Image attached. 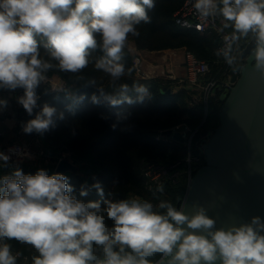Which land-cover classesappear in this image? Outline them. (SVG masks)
Masks as SVG:
<instances>
[{"label":"clouds","instance_id":"9594fccd","mask_svg":"<svg viewBox=\"0 0 264 264\" xmlns=\"http://www.w3.org/2000/svg\"><path fill=\"white\" fill-rule=\"evenodd\" d=\"M191 4L200 20L220 18L219 31L231 30L216 55L239 71L234 46L247 39L253 45L248 63L264 77V0ZM155 7L156 0H0V90L22 89L16 102L33 117L22 123V131L43 136L65 119L55 106L38 105L37 90L54 71L83 81L82 73L92 65L109 77L111 91L95 78L86 80L96 89L90 97L95 105L151 99L147 85L122 81L132 79L139 63L126 64L129 37L140 36ZM97 51L102 55L93 58ZM51 91L65 94L72 113L86 99L64 87ZM8 105L0 98V112ZM9 160L0 152V162ZM68 181L63 173L25 174L18 166L0 176V264H17L21 254L13 253V240L35 251L31 264H264V217L217 227L202 205L194 203L189 213L185 199L179 206L157 199L163 184L150 189L153 202L139 196L110 199L100 181L85 182L77 196ZM93 191L99 199L86 202Z\"/></svg>","mask_w":264,"mask_h":264},{"label":"trees","instance_id":"16d2710c","mask_svg":"<svg viewBox=\"0 0 264 264\" xmlns=\"http://www.w3.org/2000/svg\"><path fill=\"white\" fill-rule=\"evenodd\" d=\"M186 1L156 0V7L149 12L151 23L141 25L140 36L129 37V40L135 41L139 50L164 51L185 47L200 59H205L211 64L213 73L202 77V86L212 77H219L221 74L222 63L217 62L220 56L216 55L221 40L214 32L199 33L181 26L178 12ZM100 55L102 53L97 51L93 53V58H99ZM125 61L129 67L134 65V54L129 48L126 49ZM49 74L62 77L67 83L65 89L77 95L83 94L86 99L75 108L74 113L68 112L66 106L71 101L66 99L65 94L50 91L49 85H41L37 90L40 96L38 105L42 107L44 103H48L55 106L59 111L65 112V119L58 120L55 128L43 136L26 134L28 142L36 139L35 144L40 153L36 159L24 161L17 166L25 174H35L38 169H45L51 175L56 173L60 158L66 156L79 167L77 174L63 173L76 189L75 195L79 196V189L85 182L92 184L100 181L106 197L110 199L139 196L156 202L145 175L148 166L154 164L168 170L162 182L164 192L155 193V197L170 200L178 206L190 185L186 157L189 153L193 157H200L199 163L193 161V174L205 165L202 147L209 135L219 127L221 106L226 96L223 89H213L206 103L205 90L199 86H187V82L167 75L145 79L135 69L132 79L125 78L122 82L131 84L132 80H136L147 85L152 98L145 99L143 103L110 107L106 103L95 105L90 101L96 89L86 85L89 78H95L98 86L111 91L109 77L94 71L92 65L82 73L85 77L83 81L58 71ZM15 114L18 131L22 130L23 122L33 118L22 108L16 110ZM118 115L120 119L117 118ZM113 124L116 125L115 129ZM183 125L188 127L184 133V142L165 135L167 130H175ZM189 139L191 142L187 144ZM4 140L5 136L0 137V152L8 145ZM17 166L11 161L7 165L0 162V176L11 174ZM175 172L178 175L173 177ZM83 199L87 202L99 197L93 191ZM9 243L13 252L26 256L31 263V257L36 254L32 248L14 240Z\"/></svg>","mask_w":264,"mask_h":264},{"label":"water","instance_id":"95a60500","mask_svg":"<svg viewBox=\"0 0 264 264\" xmlns=\"http://www.w3.org/2000/svg\"><path fill=\"white\" fill-rule=\"evenodd\" d=\"M252 46L241 51L246 62L240 72L230 70L234 84L221 106L219 127L203 144L205 165L191 176L184 198L189 213L194 203L202 205L217 227L264 217V77L248 63ZM186 130L183 125L165 135L184 142ZM56 172L77 174L79 167L63 157Z\"/></svg>","mask_w":264,"mask_h":264},{"label":"built area","instance_id":"2783aa9c","mask_svg":"<svg viewBox=\"0 0 264 264\" xmlns=\"http://www.w3.org/2000/svg\"><path fill=\"white\" fill-rule=\"evenodd\" d=\"M179 15V23L181 26L191 28L196 30L199 33H216L221 40V43L219 45V49L224 48L226 41L224 37L226 35L230 34V29H224L223 32L219 31L221 27V21L220 18H210L207 21H202L199 19L197 14L195 13L194 9L192 8L191 0H187L185 4L183 5L182 9L178 12ZM250 43L249 40L244 39L239 41L237 46H234V52L233 54L237 56V61L239 64V67L241 68L242 65L246 62V59L243 58L242 56V50ZM185 54V66H186V72L187 75L184 77L182 82H187V86H199L203 90H205L204 94V99L205 102L208 103V99L210 94L212 93L213 89H223V91L228 94L230 91V88L233 86V82L231 81V68L222 57L219 58L217 61L219 64L222 63L221 65V74L219 77L215 76L209 79L206 83L202 84L200 86V82L202 77H205L207 75H212V66L209 62H207L205 59H200L196 54H194L192 51L188 50L185 48L184 51ZM138 61V64H135V62ZM145 58L144 56L138 51H135L134 53V64H135V69L136 73L142 77V78H147L149 77L146 75L143 69ZM240 72V71H237ZM49 75V80L47 84L49 85L50 88H60V87H66L67 83L66 81L58 76L57 74ZM62 78V79H61ZM61 81H60V80ZM44 85V84H42ZM184 85V86H186ZM182 86V87H184ZM23 94L22 89H19L17 92L13 94L14 98L16 99L17 96H20ZM18 104V103H17ZM20 108L23 109L21 105L18 104ZM24 110V109H23ZM203 149V147H202ZM11 150V151H10ZM5 154L10 156V160L15 166L22 164V162L27 161V160H33L35 159L36 152L40 153L36 150H34L33 146L28 143H23L22 145H7L6 147L3 148L2 150ZM66 157V156H64ZM191 157V156H190ZM63 158V157H62ZM195 160L199 163L200 162V157H193ZM61 159V158H60ZM168 170H166L163 167H160L158 165L150 164L145 172V175L147 177V183L149 184L150 189L151 188H156L157 185L163 184V179L165 175L167 174ZM189 176L193 175V168L189 167ZM178 175V172H175L172 176ZM13 253H18V252H13ZM30 260L25 256L20 255L18 258L17 264H31L29 262Z\"/></svg>","mask_w":264,"mask_h":264},{"label":"crops","instance_id":"0c3cea01","mask_svg":"<svg viewBox=\"0 0 264 264\" xmlns=\"http://www.w3.org/2000/svg\"><path fill=\"white\" fill-rule=\"evenodd\" d=\"M128 46L132 48L133 51L131 52L133 54L135 53V50L138 51L135 41L130 40ZM165 50L169 52L168 57L165 60H163L161 55H157L155 52L148 50L139 51L145 58L143 65L144 72L149 77L167 75L182 81L184 77H186L187 75L186 66L183 61V58H185V54H184L185 47L179 49H165ZM158 54H162V53L159 52ZM162 55L165 56V53ZM18 90L19 89L15 91L0 90V98H7L9 101L8 108L0 112V128L3 125H6V128L4 129L0 137L5 136L4 141H6L8 145L10 144L22 145L23 143L31 144L30 142H28L26 134L22 130L18 131L17 128L18 123L15 117L16 115L15 111L19 110L20 107L18 106L13 94ZM5 114L8 115L6 117H3Z\"/></svg>","mask_w":264,"mask_h":264},{"label":"rangeland","instance_id":"374dc122","mask_svg":"<svg viewBox=\"0 0 264 264\" xmlns=\"http://www.w3.org/2000/svg\"><path fill=\"white\" fill-rule=\"evenodd\" d=\"M130 41V40H129ZM128 48H129V50L130 51H133L132 50V48H130L129 46H128ZM127 48V49H128ZM139 50V49H138ZM135 51H137V50H135ZM139 51H142V50H139ZM152 52H155L157 55H161V57L163 58V60H165L167 57H168V53L169 52H167L166 50L165 51H152ZM162 53V54H164L165 53V56H163L162 54H158V53ZM170 56V55H169ZM183 61H184V63H185V58H183ZM187 129H188V127H187ZM35 141H36V139H34V140H32V142H31V145L33 146V148H34V150H36V151H38V152H40L39 151V149L37 148V145L35 144ZM189 142H190V139L187 141V144H189ZM35 145H36V147H35ZM38 150H37V149ZM36 154H38L37 152H36ZM191 156V157H190ZM36 157H37V155H36ZM36 157H35V159H36ZM194 157H197V156H194ZM34 160V159H33ZM195 160V158H193V155L192 154H188V156L186 157V159H185V163L186 164H188V167H192L193 168V161ZM179 163V162H178ZM189 170V169H188Z\"/></svg>","mask_w":264,"mask_h":264}]
</instances>
